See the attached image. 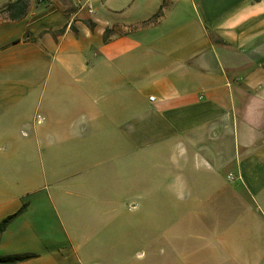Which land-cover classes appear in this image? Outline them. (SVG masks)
Returning a JSON list of instances; mask_svg holds the SVG:
<instances>
[{
	"label": "crops",
	"instance_id": "1",
	"mask_svg": "<svg viewBox=\"0 0 264 264\" xmlns=\"http://www.w3.org/2000/svg\"><path fill=\"white\" fill-rule=\"evenodd\" d=\"M28 2L0 6V222L27 203L0 255L264 264V0ZM129 196L142 221L120 225Z\"/></svg>",
	"mask_w": 264,
	"mask_h": 264
},
{
	"label": "rangeland",
	"instance_id": "2",
	"mask_svg": "<svg viewBox=\"0 0 264 264\" xmlns=\"http://www.w3.org/2000/svg\"><path fill=\"white\" fill-rule=\"evenodd\" d=\"M17 0H0V6H2L5 2H7V5L11 2H15ZM86 0H72L71 2V8L72 11L75 12L76 10L82 8L86 10V14L90 13L87 7H83V4ZM94 13H90L91 15L98 16L100 14V9L102 8V0H90ZM19 6L15 7V12L17 11ZM88 11V13H87ZM115 153V152H114ZM113 153V154H114ZM138 158L141 159V154L137 155V158L135 160V167L133 168V173L135 177L136 183L139 182L140 184L142 183V161L139 160ZM121 163V161H120ZM120 167V166H119ZM122 167H120L121 169ZM154 181H152L153 183ZM136 187V186H135ZM121 199V198H120ZM150 223L151 225L156 226L158 223H163V222H171L175 219V208L173 207H168L164 208L161 212V210L157 207H151L150 208ZM140 212V213H139ZM126 217L130 220H133L135 223H139L142 221V198L137 197V196H129L121 199V204H120V214H119V222L120 225L122 222L125 223ZM136 226V225H135ZM136 228V232H137ZM126 230L123 228L119 229H114L112 232H101L98 234V236H118L119 238L125 236ZM154 233H157L156 236H158V230H152V236ZM135 255V260L139 264H170L169 261H166L163 258H160V256L154 254L152 251L149 253V249L146 246H135L132 252ZM148 255H151L152 257H149ZM150 260V261H149ZM171 264H174L172 262Z\"/></svg>",
	"mask_w": 264,
	"mask_h": 264
},
{
	"label": "trees",
	"instance_id": "3",
	"mask_svg": "<svg viewBox=\"0 0 264 264\" xmlns=\"http://www.w3.org/2000/svg\"><path fill=\"white\" fill-rule=\"evenodd\" d=\"M29 0H17L11 2L7 5V8L11 11L12 16L19 17L25 13L26 8L28 7ZM19 6L17 13L15 12V7ZM27 203H24L22 208L17 212L7 216L0 222V235L4 232L6 227L21 213L25 211ZM32 254H11V255H0V264H15L24 260L31 258Z\"/></svg>",
	"mask_w": 264,
	"mask_h": 264
},
{
	"label": "built area",
	"instance_id": "4",
	"mask_svg": "<svg viewBox=\"0 0 264 264\" xmlns=\"http://www.w3.org/2000/svg\"><path fill=\"white\" fill-rule=\"evenodd\" d=\"M84 6L88 8V10H89L90 13H94L93 6H92L90 0H86V1L84 2V4H83V7H84ZM150 99H151V100H155V96H153V95L150 96ZM229 178H230L231 180L236 179V177H235L233 174H230V175H229Z\"/></svg>",
	"mask_w": 264,
	"mask_h": 264
}]
</instances>
